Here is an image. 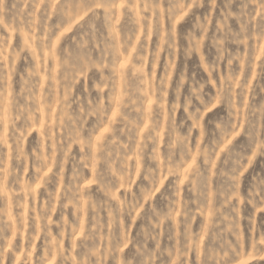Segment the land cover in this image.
<instances>
[{"label":"rangeland","instance_id":"374dc122","mask_svg":"<svg viewBox=\"0 0 264 264\" xmlns=\"http://www.w3.org/2000/svg\"><path fill=\"white\" fill-rule=\"evenodd\" d=\"M0 264H264V0H0Z\"/></svg>","mask_w":264,"mask_h":264}]
</instances>
